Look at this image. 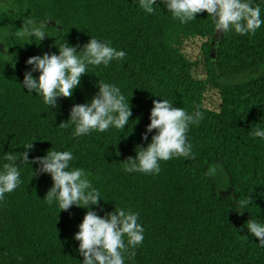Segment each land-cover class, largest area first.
<instances>
[{"label": "trees", "instance_id": "1", "mask_svg": "<svg viewBox=\"0 0 264 264\" xmlns=\"http://www.w3.org/2000/svg\"><path fill=\"white\" fill-rule=\"evenodd\" d=\"M252 6L264 21V0H252ZM45 17L50 36L39 44L16 36L22 23ZM90 36L110 41L125 58L108 67L89 65L72 95L50 109L20 86L28 57L55 53V42L63 40L79 51ZM195 38L203 43L193 60L183 47ZM0 42V165L8 163L5 154L19 156L31 140L29 160L51 150L70 151V167L80 168L100 192L98 215L113 209L138 214L143 240L128 250L135 255L124 254V264H264V246L240 218L247 213L264 221V141L249 135L264 129V23L250 35L222 34L205 12L180 24L159 0L151 14L137 0H0ZM195 67L201 79H195ZM97 81L120 88L129 100V123L73 137L72 125L60 123L73 104L91 99ZM214 87L217 108L205 104ZM160 99L189 112L199 107L203 119L186 133L192 155L160 161L157 175L128 173L124 161L150 141L155 130L145 140L141 134L152 101ZM214 164L222 166L227 182H220H231V189L220 187ZM17 166L21 183L0 199V264H80L73 234L86 210L46 204L50 176H32L35 164Z\"/></svg>", "mask_w": 264, "mask_h": 264}, {"label": "clouds", "instance_id": "2", "mask_svg": "<svg viewBox=\"0 0 264 264\" xmlns=\"http://www.w3.org/2000/svg\"><path fill=\"white\" fill-rule=\"evenodd\" d=\"M138 7L145 13L154 11L156 0H137ZM171 18L180 24L195 20V15L202 11L207 14L215 30L219 33L233 31L238 35L254 33L264 21L260 17V8L252 6V0H159ZM47 17L38 21L22 23L16 33L25 43L39 44L47 34ZM55 53H42L30 56L25 64L30 66L19 83L27 93L35 96L49 109L56 107L57 99L68 98L80 85L81 75L86 74L87 67H108L112 61L125 58V51L111 46L110 41L90 36L79 51L76 45H68L64 40L55 42ZM33 73H38L34 78ZM97 91L85 103L73 104L66 122L61 127L72 125L71 135L80 137L92 131L104 132L109 128L124 129L131 115L129 100L120 88L114 84L97 81ZM149 123L145 126L141 139L148 138L146 146L139 147L135 157L129 156L124 161V171L157 175L160 172V161L176 157L188 159L192 155V145L186 139L190 125L199 124L203 115L198 106L192 111L175 107L167 99L153 100L149 111ZM249 135L264 141V129L253 128ZM32 141L25 142V151L19 156L5 154L8 163L0 165V199L5 193H11L20 183V171L17 162L35 164L31 168L32 176L47 174L52 181L43 200L48 205L55 204L59 210L67 211L70 206L84 208L85 214L77 225L73 239L78 242L76 251L83 258L80 264H124L125 253L128 257L135 255L129 249H135L143 240L144 229L138 223V214L124 209H113L103 215L97 214L100 192L93 187L85 173L78 167H70L74 160L70 151H47L45 155L28 159L32 150ZM103 212V208H99ZM247 233L257 238L264 246V224L253 220L247 221ZM126 239V243H125Z\"/></svg>", "mask_w": 264, "mask_h": 264}, {"label": "rangeland", "instance_id": "3", "mask_svg": "<svg viewBox=\"0 0 264 264\" xmlns=\"http://www.w3.org/2000/svg\"><path fill=\"white\" fill-rule=\"evenodd\" d=\"M202 43H203V39H200V38H195V39L188 40L184 44V47H183L184 51L186 52V54L191 59L196 60L198 55H199V50H200V47H201ZM3 50H4V47H3L2 43L0 42V51H3ZM214 51H215V49H214ZM253 70L254 69L244 71L243 73H241L242 77L250 76L254 72ZM194 76H195L196 80L201 79L203 77V75L201 74V72H200L198 67H195V69H194ZM228 81L229 82H233L231 79H228ZM217 90L218 89L216 87H214L213 89H210L209 91H207L206 96H205V104L207 106L214 107V108L219 107L220 99H219ZM220 168H222V166L220 164H214L211 167V171H212L213 176L217 179V182L220 185V187L223 190L227 191V190L231 189V182H230L229 185L228 184L224 185V184H222L220 182L221 179H222V181L224 183L227 182V177L225 176V174H223V172L220 170ZM240 218L242 219V221L246 225H247V221L249 219L253 220V221H256L258 223L264 224V221L255 219V218L251 217L250 215H248L247 213H241L240 214Z\"/></svg>", "mask_w": 264, "mask_h": 264}]
</instances>
